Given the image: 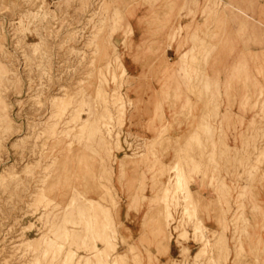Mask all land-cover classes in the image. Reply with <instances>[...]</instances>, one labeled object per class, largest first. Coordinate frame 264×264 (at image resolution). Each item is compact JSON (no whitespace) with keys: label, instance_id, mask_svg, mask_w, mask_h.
<instances>
[{"label":"rangeland","instance_id":"obj_1","mask_svg":"<svg viewBox=\"0 0 264 264\" xmlns=\"http://www.w3.org/2000/svg\"><path fill=\"white\" fill-rule=\"evenodd\" d=\"M226 5L0 0V264H113V248L119 264H264V34L256 61L235 62L247 46L219 38L227 11L245 16ZM138 50L151 75L153 59L161 70L155 96L127 73ZM220 59L257 89L242 96L250 122L234 148ZM178 79L201 108L175 109ZM177 122L186 128L175 139ZM195 176L215 193L209 215ZM124 207L135 217L122 220Z\"/></svg>","mask_w":264,"mask_h":264},{"label":"crops","instance_id":"obj_2","mask_svg":"<svg viewBox=\"0 0 264 264\" xmlns=\"http://www.w3.org/2000/svg\"><path fill=\"white\" fill-rule=\"evenodd\" d=\"M223 3L232 4L236 9H240L244 11L241 15L248 17V18H234L232 19L231 12L227 11V21L225 22V29L229 32V37L219 38V45L222 44H230L233 46H247L243 52H240L239 55H237L236 61H252L254 59L256 61L257 53L264 48L258 47V34L261 32V35L264 34V0H222ZM259 23L261 26H259ZM244 30L246 35L245 38L242 39L239 37L240 32ZM136 43L138 46L142 45L143 39L142 38H136ZM164 58L168 59L171 63L175 62L177 60V48L168 47L164 50ZM151 59L145 58V55H143L142 50H138L137 52L131 54L130 56H126L125 58V66L127 69V73L131 78L136 79V82L138 83L135 88L137 90L144 89V92L147 95L158 94L159 86L157 85V78L160 76L161 70L157 69V60L153 59L154 61V69L153 73L151 75V71L149 68H145V63L150 62ZM231 59L224 58V66L226 65V62H230ZM233 61V62H234ZM218 65V92L219 95H224L223 100V106H221V113L223 111L224 114H227L228 112V120L223 121L224 126L229 127H237V132L233 130V132L227 134V141L229 143L230 148H234V146L237 145L236 142L241 140V127L242 125L246 124V122H250L249 118L246 117L243 121L241 117V113L238 112L241 109L242 105V96L247 95L248 93L256 94L257 89L256 85L252 88V85L249 87H242V85L235 80V72L234 75H232L231 70L230 72H222V60H219ZM232 69H235L234 66L230 67ZM177 75H175L176 78H181L182 75L180 74V71L177 70ZM153 76V82L151 89V86L149 85V78ZM234 76V77H233ZM252 79V76H250ZM256 80V79H255ZM144 83L143 85H139L140 83ZM181 81L178 79L176 81V91L178 93V96H181L179 101L177 102L175 109L180 111L183 108H201L204 104V101L201 100L197 95L189 93L188 91H185V89L182 87ZM153 90V91H152ZM149 96H146L148 98ZM246 97V96H245ZM190 102V103H189ZM189 104V105H188ZM252 105V102H251ZM251 108V106H250ZM233 119V120H231ZM247 123V124H248ZM199 125V122L196 124ZM173 127L175 128L173 130V137L179 138L181 137V133L185 131L186 124H181L180 122L174 123ZM236 129V128H235ZM192 192L194 196L197 199H200L203 201L202 208L203 210L209 215L210 211V203L212 201L216 200L214 191L209 187L208 182H204L200 177L195 176V182L191 185ZM136 212L129 211L127 207H124L121 212V219L124 221L128 220V217L130 220L132 217H135ZM218 220L221 221L222 217L221 215H218ZM130 233L133 237H138L139 234L143 231L141 229H137L136 225H131ZM193 245H189L191 251ZM174 246L171 245L170 248V255L173 254ZM176 248V252H177Z\"/></svg>","mask_w":264,"mask_h":264},{"label":"bare ground","instance_id":"obj_3","mask_svg":"<svg viewBox=\"0 0 264 264\" xmlns=\"http://www.w3.org/2000/svg\"><path fill=\"white\" fill-rule=\"evenodd\" d=\"M225 5H226V3H225ZM228 8H233V9H236L232 4H227L226 5ZM239 13H243V11L242 10H240V9H236ZM240 14V15H241ZM248 18V17H247ZM260 24V23H259ZM68 91V90H67ZM66 91V92H67ZM66 94H68V92L66 93ZM65 95V94H64ZM69 95V94H68ZM58 100V99H57ZM56 105H60V104H57L56 103ZM57 107V106H56ZM10 156V155H9ZM8 175V174H7ZM185 233H187L186 231H185ZM29 242H32V241H34V240H28ZM35 244V243H34ZM183 246V245H182ZM189 251V250H188ZM112 253L113 254H116V255H118V259L116 258L114 261H113V264H119V262H123L122 260H123V254H120L118 251H117V249L116 248H113V251H112ZM102 262V261H101Z\"/></svg>","mask_w":264,"mask_h":264}]
</instances>
